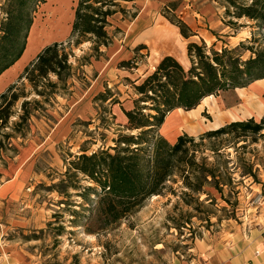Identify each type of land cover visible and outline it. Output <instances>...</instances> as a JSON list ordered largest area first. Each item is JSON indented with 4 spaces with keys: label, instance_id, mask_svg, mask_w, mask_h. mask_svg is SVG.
Instances as JSON below:
<instances>
[{
    "label": "rangeland",
    "instance_id": "1",
    "mask_svg": "<svg viewBox=\"0 0 264 264\" xmlns=\"http://www.w3.org/2000/svg\"><path fill=\"white\" fill-rule=\"evenodd\" d=\"M255 1L259 8L264 3L235 0L243 4ZM76 3L27 2L39 41L37 53L48 43L67 39ZM209 3L212 12L205 13L188 0H137L135 18H122L120 13L113 16L112 42L100 47L98 58L90 56L77 77L69 81V93L55 94L53 105H46L47 112H31L22 134L11 138L10 149L4 142L0 147V262L4 264L8 257L18 264L215 263L230 255L234 242L243 239L244 233L259 229L264 222V118L258 132L194 136L186 146L187 156L195 162L193 184L199 190L183 186L175 174L177 181L170 177L164 193L146 198L115 222H109L111 197L103 196L72 163L80 154L100 150L114 154L123 135L138 134V130L126 128L127 121L121 122L117 107L124 109L122 102L127 99L134 103L140 95L133 84H139L162 58H157L151 46L135 49L136 35L147 26L161 20L170 27L184 26L181 18L190 12L194 20L186 33L199 34L195 42L209 56L222 48L233 50L241 61L264 54L261 21L233 16L235 8L226 0ZM7 6L8 0H0V35ZM245 35L248 37L236 44ZM89 45L73 47L76 59L91 53ZM37 53L11 73L0 74V92ZM72 61L77 66L78 61ZM196 64L193 51L187 65H182L185 73ZM51 79L55 77L51 75ZM161 92L159 89L157 94ZM155 98L149 103L164 101ZM18 113L10 120L15 121ZM3 130L13 134L10 123ZM147 138L142 144L146 159L153 155L154 141L164 137L156 128Z\"/></svg>",
    "mask_w": 264,
    "mask_h": 264
},
{
    "label": "trees",
    "instance_id": "2",
    "mask_svg": "<svg viewBox=\"0 0 264 264\" xmlns=\"http://www.w3.org/2000/svg\"><path fill=\"white\" fill-rule=\"evenodd\" d=\"M28 1L8 0L0 35V74L21 56L25 48L33 12L27 10ZM43 1L37 0L39 3ZM136 1L77 0L67 39L53 41L42 47L18 78L0 92V147H4L5 142L10 149L11 138L16 133L22 134V129L29 124L31 112H47L46 105H53L55 94L69 91L72 85L69 81L77 77L76 74L87 64L90 56L98 58L101 55L100 47H107L112 42L109 29L114 26L113 16L120 13L122 18L136 17ZM226 1L235 8L232 11L233 16H246L264 23V3L260 5L261 10L258 7L259 1L252 4ZM178 26L181 35L188 37L186 27ZM117 30L115 27L114 31ZM85 42L90 44L91 53L76 59L73 47ZM141 48L143 45L136 47ZM186 48L189 58L193 51H196L197 56L196 66H192L187 73L174 57L165 55L149 75L139 84H133L134 90L140 96L134 100L132 109L122 111L127 117L126 128L138 130L137 135H123L115 146L114 154L100 150L90 155H77V160L72 161L76 170L94 183L103 196L111 197L108 210L113 212V216L109 222H115L127 211L139 207L146 198L164 193L169 188L167 181L175 174L183 186L193 191L199 190L193 184L197 174L194 159L187 156L186 145L194 140L192 136L179 135L174 143L160 138L154 141L152 157L146 159L142 153V144L148 142L147 137L158 129L169 110L178 106L190 108L206 95L242 87L264 77V54H255L241 61L233 54V50L227 48H222L220 52L212 50L211 56L196 42H188ZM72 59L78 61L77 66H74ZM121 63L129 64V61ZM193 69L202 71L193 73ZM51 75L55 77L54 80ZM175 78L178 80L177 84L174 82ZM159 89H162L160 95L157 94ZM170 94H175V99ZM155 97L163 98L164 101L149 103ZM15 112H19L15 116L16 120L11 121ZM9 123L12 125L13 134L4 133L3 129ZM262 123L263 118L261 122H256L253 118L232 121L204 132L200 138L232 131L258 132L263 127ZM208 171L214 176L211 170ZM172 181L177 180L173 177Z\"/></svg>",
    "mask_w": 264,
    "mask_h": 264
},
{
    "label": "crops",
    "instance_id": "3",
    "mask_svg": "<svg viewBox=\"0 0 264 264\" xmlns=\"http://www.w3.org/2000/svg\"><path fill=\"white\" fill-rule=\"evenodd\" d=\"M188 1L190 4L199 5L201 12H212L209 0ZM192 19L194 20V16L190 12L181 18L188 30ZM141 25V22H138L136 27L140 28ZM261 33L264 37V23L261 26ZM136 36L134 45L151 46L150 48L158 53L157 58L169 55L183 66L189 62L185 41L195 42V39H199V34L183 37L179 27H170L162 20L147 26L144 31H140ZM247 37V35L241 36L236 44ZM232 38L234 39L236 36ZM127 57L126 54L125 59ZM122 105L126 110L134 107L132 99H127L125 103L122 102ZM117 108L121 112L120 115L118 114L121 122H126L127 117L119 106ZM249 118H253L255 121L264 118V77L255 79L242 87L206 95L190 108L181 106L172 108L164 116L158 127V132L169 143H174L179 135L187 134L194 137L232 121H242ZM166 124V130H163ZM0 264L3 263L0 262ZM4 264H18V262L14 258L4 257ZM201 264H264V222L255 232L244 233L243 239L234 242L231 253L226 258L215 263L205 261Z\"/></svg>",
    "mask_w": 264,
    "mask_h": 264
},
{
    "label": "bare ground",
    "instance_id": "4",
    "mask_svg": "<svg viewBox=\"0 0 264 264\" xmlns=\"http://www.w3.org/2000/svg\"><path fill=\"white\" fill-rule=\"evenodd\" d=\"M52 24L56 25V21L53 22ZM35 35H36V31L33 28V24H32L31 28L29 30L28 36H27L25 48H24L21 56L11 66H9L7 69H5L4 72L11 73L13 70H15L17 68V66L21 65L22 62H24V60H26L29 56L37 53V51L39 49V45H38L39 41ZM206 42L208 43V40H206ZM166 127H167V124L165 125L163 130H166Z\"/></svg>",
    "mask_w": 264,
    "mask_h": 264
}]
</instances>
